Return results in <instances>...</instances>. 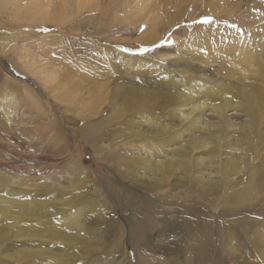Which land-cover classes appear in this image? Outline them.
<instances>
[{"label":"rangeland","instance_id":"obj_1","mask_svg":"<svg viewBox=\"0 0 264 264\" xmlns=\"http://www.w3.org/2000/svg\"><path fill=\"white\" fill-rule=\"evenodd\" d=\"M0 264H264V0H0Z\"/></svg>","mask_w":264,"mask_h":264}]
</instances>
